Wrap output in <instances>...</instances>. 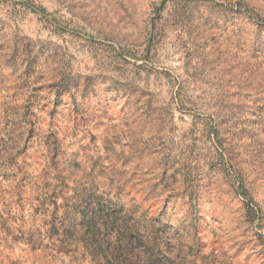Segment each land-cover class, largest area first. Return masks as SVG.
Instances as JSON below:
<instances>
[{"label":"rangeland","instance_id":"1","mask_svg":"<svg viewBox=\"0 0 264 264\" xmlns=\"http://www.w3.org/2000/svg\"><path fill=\"white\" fill-rule=\"evenodd\" d=\"M264 264V0H0V264Z\"/></svg>","mask_w":264,"mask_h":264},{"label":"trees","instance_id":"2","mask_svg":"<svg viewBox=\"0 0 264 264\" xmlns=\"http://www.w3.org/2000/svg\"><path fill=\"white\" fill-rule=\"evenodd\" d=\"M118 259H116V263L115 264H124V261L122 259H119V257H117Z\"/></svg>","mask_w":264,"mask_h":264}]
</instances>
